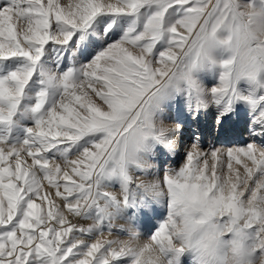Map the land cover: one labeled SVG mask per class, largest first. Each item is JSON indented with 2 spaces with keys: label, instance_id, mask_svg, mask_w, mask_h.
Wrapping results in <instances>:
<instances>
[{
  "label": "snow or ice",
  "instance_id": "1",
  "mask_svg": "<svg viewBox=\"0 0 264 264\" xmlns=\"http://www.w3.org/2000/svg\"><path fill=\"white\" fill-rule=\"evenodd\" d=\"M0 264H264V0H0Z\"/></svg>",
  "mask_w": 264,
  "mask_h": 264
},
{
  "label": "rangeland",
  "instance_id": "2",
  "mask_svg": "<svg viewBox=\"0 0 264 264\" xmlns=\"http://www.w3.org/2000/svg\"><path fill=\"white\" fill-rule=\"evenodd\" d=\"M188 125L192 127L191 129L198 131L200 134L201 144L205 150H208L212 146L221 148L242 145L250 139L248 133L244 130L243 114H241L239 119H234L227 122L225 126L220 129H217L214 124L212 111H209L206 115H203L198 123L194 124L189 122ZM192 134L193 131L188 135L192 136ZM191 138L192 137H190V140H192ZM183 153L180 157L178 156L174 162L169 159L167 166H178L182 162ZM159 211L157 212V215L159 214ZM155 223V219H146V229H151V226Z\"/></svg>",
  "mask_w": 264,
  "mask_h": 264
},
{
  "label": "bare ground",
  "instance_id": "3",
  "mask_svg": "<svg viewBox=\"0 0 264 264\" xmlns=\"http://www.w3.org/2000/svg\"><path fill=\"white\" fill-rule=\"evenodd\" d=\"M191 128H192V127H190V125H188V126L185 128L184 137H183V144H184V147H181V148L179 149V154H177L173 159H170L172 162H174L175 159H177L178 156L180 157V156L182 155L183 151L186 150V147H187L188 145L191 144L192 140H190V137H192V136H191V135H188V134H190V133L193 131V129H191ZM193 128H194V127H193ZM172 162H171V163H172Z\"/></svg>",
  "mask_w": 264,
  "mask_h": 264
}]
</instances>
